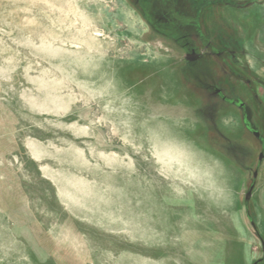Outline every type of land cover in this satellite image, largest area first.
I'll use <instances>...</instances> for the list:
<instances>
[{
	"label": "rangeland",
	"instance_id": "obj_1",
	"mask_svg": "<svg viewBox=\"0 0 264 264\" xmlns=\"http://www.w3.org/2000/svg\"><path fill=\"white\" fill-rule=\"evenodd\" d=\"M172 18L200 24L197 62ZM263 243L264 0H0V264H264Z\"/></svg>",
	"mask_w": 264,
	"mask_h": 264
},
{
	"label": "flooded vegetation",
	"instance_id": "obj_2",
	"mask_svg": "<svg viewBox=\"0 0 264 264\" xmlns=\"http://www.w3.org/2000/svg\"><path fill=\"white\" fill-rule=\"evenodd\" d=\"M166 24L172 25V27L170 29H168V31H170L171 34L177 38V41L181 42L183 44L184 48L186 49V56L185 57H186L187 61H189L190 63H195L199 59L202 58V53L194 45L193 38H191V31L188 30V27L196 29V31L198 33V37L200 39H204V35H203L202 30H201L200 24L188 23L186 21L184 22V21H179V20L174 21L173 18L171 19V23L169 21H167ZM207 44H208L207 46L209 47V43H207ZM217 92L219 94L221 93L220 91H217ZM222 98L231 104H237L238 107H240L241 109H243L245 107L244 102H236L234 100H229L224 95H222ZM244 125L246 128H248L254 134V136H256L257 138H260V136H261L260 132L258 130L253 129L254 127L251 125V122L247 118L244 119ZM262 159H263V153H261L260 157H259L260 161ZM254 176H255V178L257 177V171L255 172Z\"/></svg>",
	"mask_w": 264,
	"mask_h": 264
},
{
	"label": "water",
	"instance_id": "obj_3",
	"mask_svg": "<svg viewBox=\"0 0 264 264\" xmlns=\"http://www.w3.org/2000/svg\"><path fill=\"white\" fill-rule=\"evenodd\" d=\"M253 188H254V184H253V186H252L251 189H250V192H249V194H248V197L250 196L251 191L253 190ZM263 247H264V243H263ZM255 264H258V262H256Z\"/></svg>",
	"mask_w": 264,
	"mask_h": 264
},
{
	"label": "bare ground",
	"instance_id": "obj_4",
	"mask_svg": "<svg viewBox=\"0 0 264 264\" xmlns=\"http://www.w3.org/2000/svg\"><path fill=\"white\" fill-rule=\"evenodd\" d=\"M182 149V148H181Z\"/></svg>",
	"mask_w": 264,
	"mask_h": 264
}]
</instances>
